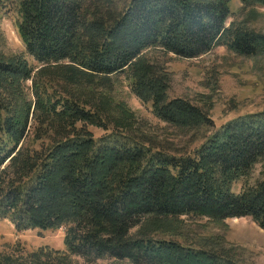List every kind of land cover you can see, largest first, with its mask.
<instances>
[{
  "label": "trees",
  "instance_id": "trees-1",
  "mask_svg": "<svg viewBox=\"0 0 264 264\" xmlns=\"http://www.w3.org/2000/svg\"><path fill=\"white\" fill-rule=\"evenodd\" d=\"M15 1L25 50L42 65L37 73L57 64L71 74L88 76L131 71L135 95L144 103L151 101L156 117L178 127L210 120L196 106L159 93L162 77L142 61L143 50L159 47L192 58L221 41L242 55L264 50V35L239 22L225 26L226 0H128L117 13L110 0ZM242 1L264 6V0ZM7 2L0 0V7ZM33 71L20 56L0 53V218L16 230L65 224L66 245L79 254L110 253L153 264H228L232 261L176 241L144 237L111 243L98 234L113 225L120 238L123 228L149 214H197L217 220L250 216L264 228V180L238 193L230 188L264 159V112L215 130L190 155L151 152L121 131L95 138L86 124L106 129L97 108L89 111L71 98L47 103L49 95L39 92L32 102L22 99L21 83L31 79ZM117 106L121 116L115 123L126 124L125 105ZM34 111L85 125L73 127L45 151H26L21 158L17 144ZM6 162L18 167L4 187ZM85 218L92 219L94 229L80 235L76 227L83 229ZM4 258L0 264H13Z\"/></svg>",
  "mask_w": 264,
  "mask_h": 264
},
{
  "label": "rangeland",
  "instance_id": "rangeland-1",
  "mask_svg": "<svg viewBox=\"0 0 264 264\" xmlns=\"http://www.w3.org/2000/svg\"><path fill=\"white\" fill-rule=\"evenodd\" d=\"M127 1L110 0V5L114 2L117 13ZM226 2L229 14L225 26L231 21L239 22L246 30L264 35V6L245 5L242 0ZM18 20L15 0H9L0 7V53L20 56L34 69L31 79L21 83L20 97L32 102L35 93L39 92L49 95L47 103L71 98L89 111L97 108L106 129L86 124L95 138L121 131L151 152L186 156L192 154L215 130H221L239 118L264 112V50L242 55L226 46L227 42L223 45L222 41L192 58L179 57L159 47L143 50L142 61L153 65L154 74L162 77L164 87L159 93L167 99L178 98L196 106L210 120L193 128L178 127L156 117L151 101L144 103L135 95L131 71L88 76L79 72L71 74L70 70L57 64L48 65L37 73L42 65L25 50L17 31ZM118 103L125 105L126 124L115 123V118L121 116ZM60 107L57 109L61 110ZM82 125L85 124L81 121L71 124L70 120L57 119L52 113L37 114L34 111L32 115L30 113L17 144L18 157L22 154L23 158L26 151H45L47 145L69 134L73 127L78 129ZM17 162L20 163L19 160ZM6 163L8 166L2 173L4 187L8 185L7 180L15 176L14 168L18 167ZM262 180L264 159L252 166L248 177L232 182L230 188L238 193ZM90 220L85 218L83 229L76 227L77 233L84 235L94 229L90 227ZM72 225H77V222ZM67 229L68 226L62 224L53 228L18 231L8 219L0 218V258L4 261V257H8L13 264H153L142 259L134 262L128 257L110 253L96 256L95 252H71L65 242ZM123 229L119 238L116 227L108 225L98 236L111 243L144 237L171 240L232 261L228 264H264V228L250 216L217 220L197 214L160 217L149 214L142 215L135 224Z\"/></svg>",
  "mask_w": 264,
  "mask_h": 264
}]
</instances>
